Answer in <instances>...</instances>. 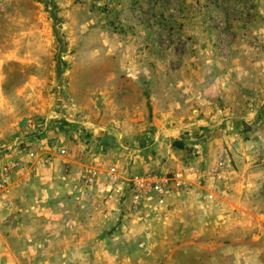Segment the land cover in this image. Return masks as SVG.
<instances>
[{
    "label": "rangeland",
    "instance_id": "rangeland-1",
    "mask_svg": "<svg viewBox=\"0 0 264 264\" xmlns=\"http://www.w3.org/2000/svg\"><path fill=\"white\" fill-rule=\"evenodd\" d=\"M0 80V100L32 119L18 128L0 115V157L14 153L24 170L0 186V264H264V202L251 206L262 215L222 224L231 206L199 177L132 213L124 181L200 173L224 128L238 129V155L251 150L243 134L256 110L264 118V0H0ZM95 162L119 184L100 173L83 187ZM45 180L52 197L41 199ZM234 228L240 247L221 249Z\"/></svg>",
    "mask_w": 264,
    "mask_h": 264
},
{
    "label": "crops",
    "instance_id": "crops-1",
    "mask_svg": "<svg viewBox=\"0 0 264 264\" xmlns=\"http://www.w3.org/2000/svg\"><path fill=\"white\" fill-rule=\"evenodd\" d=\"M0 115L3 118L6 117V119H4L6 122H12L16 118H17L16 122H19L21 119L25 118L27 126L31 127L30 124L32 122V119H30L29 115L23 114L20 116V114H16V110L10 107L9 105L7 106L3 97L0 100ZM252 119L254 123H252V125L250 126V130L245 131V133L243 134V135L247 134L250 138L249 142L247 144H244L246 145L245 147L248 146L251 147L250 151L248 150L242 152L240 155L236 153L238 151L237 147L240 146V143L238 141V136H237L238 129L235 128L231 130L224 128L223 130L217 131V133H214L213 135L214 138L210 139L206 143V146L203 147L205 156L204 157L201 156L203 158L204 163H202L200 168L201 169L200 173H198L200 179H202L203 182L205 181V183H203L204 187L205 186L209 187L211 184L217 183L219 186L218 187L219 190H221L216 195L221 199L219 201L225 202L227 203V205L231 206V208L224 207V211L221 212L220 216L223 218L222 224L226 223L227 222L226 220L230 217H238L242 214H248L250 216L261 214L253 210L251 206H253V204L256 202H264V118L261 116V112L256 110V114ZM48 132L50 131L41 130V134L39 138L40 141H43L46 144L45 147L47 150H52L57 140L54 138L55 134L53 135L52 138ZM227 152L232 154V157L235 158L236 162L231 164L228 154L226 155ZM11 154H9L8 158H5L3 160L2 157H0V166L3 162L6 163L8 161L6 165L11 166L10 168L11 174H14L15 172L19 173L20 171H24L21 169L22 166L20 167V163H19L20 161H22V159H13L14 161L13 163L11 162L12 160ZM15 160H18V163ZM217 160H220L222 163L220 167L216 166L215 164ZM211 170H214L215 173L218 174L219 176L218 179L215 178V175L211 174ZM195 183L196 182H194V184ZM28 184L29 183L27 181L25 185ZM36 184L41 190H43L42 192L39 193L41 199H43L46 196L52 197V194L49 192V187L47 186L49 185V180H45L42 183L36 182ZM11 186H13L14 188L17 187L18 184L16 183V181H12ZM13 188L12 191H17L14 190ZM12 195L15 196L16 194H11V196ZM34 195L36 196L38 194H34ZM7 197L10 198V193L7 194ZM152 197L154 196L152 195ZM145 198L146 196L141 197L139 199L138 206L143 205L144 203L143 201L145 200ZM150 204H152L153 209L154 207H156L154 201H152V203ZM129 206H130V194H129ZM138 206L136 208L129 210V212L138 213L140 211V207ZM156 216L159 215H155V217ZM224 227L226 231H228L230 228L229 225H224ZM236 229L238 228L233 229V233H236L237 237L233 235L230 236V238L227 241L221 242L220 245L223 247L221 249L223 250L227 248L236 249L240 247V244L242 242L239 241L240 237L238 236V232L234 231Z\"/></svg>",
    "mask_w": 264,
    "mask_h": 264
},
{
    "label": "built area",
    "instance_id": "built-area-1",
    "mask_svg": "<svg viewBox=\"0 0 264 264\" xmlns=\"http://www.w3.org/2000/svg\"><path fill=\"white\" fill-rule=\"evenodd\" d=\"M42 127L46 131L48 127L47 120L43 122ZM18 143V141L12 142L9 148H16ZM57 153L60 157H69L68 152L64 149H59ZM28 157L32 158L35 155L29 151ZM215 164L220 167L222 163L220 160H217ZM102 167L98 162L82 167L78 176L83 187H93L97 183L100 173H102V178L108 188H113V186L119 184V180L122 179L119 171L113 166ZM10 168L11 166L8 165L2 167L0 186L6 183ZM211 174L215 175V178H219L214 170H211ZM199 177L197 170L189 167L185 172L177 171L172 172L170 175L132 174L128 178H125L124 181L129 190L131 208H136L139 205V199L150 194L154 196L155 206L161 207L164 205L169 192L173 191V189H187V186L198 180ZM207 198H212V194L207 195Z\"/></svg>",
    "mask_w": 264,
    "mask_h": 264
},
{
    "label": "water",
    "instance_id": "water-1",
    "mask_svg": "<svg viewBox=\"0 0 264 264\" xmlns=\"http://www.w3.org/2000/svg\"><path fill=\"white\" fill-rule=\"evenodd\" d=\"M26 123V119L23 118L21 119L18 123H17V127L18 128H22L24 126V124Z\"/></svg>",
    "mask_w": 264,
    "mask_h": 264
},
{
    "label": "trees",
    "instance_id": "trees-1",
    "mask_svg": "<svg viewBox=\"0 0 264 264\" xmlns=\"http://www.w3.org/2000/svg\"><path fill=\"white\" fill-rule=\"evenodd\" d=\"M174 143H176V145H177V147L178 148H180L181 147V144H180V142H174ZM95 186V185H94ZM92 188V187H91Z\"/></svg>",
    "mask_w": 264,
    "mask_h": 264
}]
</instances>
